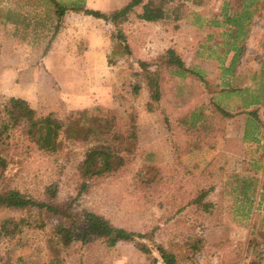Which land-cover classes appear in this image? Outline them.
Masks as SVG:
<instances>
[{"label":"rangeland","instance_id":"rangeland-1","mask_svg":"<svg viewBox=\"0 0 264 264\" xmlns=\"http://www.w3.org/2000/svg\"><path fill=\"white\" fill-rule=\"evenodd\" d=\"M129 1L83 0L88 9L106 13ZM227 1L172 0L188 14L176 22H145L137 17L141 9H136L119 27L130 48V55H123L113 38L114 28L102 20L67 12L56 28L49 0H0V106L17 96L40 117L53 113L63 121L84 110L110 111L117 124H126L129 135L115 143L127 164L115 174L87 181V190L81 192L80 166L94 142H70L61 135V148L46 153L16 132L11 142L19 148L3 154L8 167L0 191L12 188L45 200L46 188L57 185L58 203L81 194L80 210L128 231L153 233V242L181 253L184 264H264V169L255 162L260 156L264 162V154L258 151L251 166L236 162L234 117L218 114L216 135L208 139L213 147L180 155L187 139L178 120L210 93L193 75L173 78L165 71L158 77L161 100L154 102L148 76L157 77L158 71L153 66L146 72L139 63L153 62L174 49L187 66L203 71L217 92L226 83L234 85V80L222 77L228 67V57L220 49L224 27L208 25L221 19ZM247 42L249 55L241 72L248 78L243 84L259 90L264 85V0L255 5L244 51ZM50 51L52 61L46 64ZM135 86H140L137 92ZM227 104L232 109L233 98ZM149 179L155 182L147 184ZM252 179L257 182L249 195L242 193V185ZM203 192L208 194L197 204ZM13 215L0 211V220ZM47 228L28 229L12 240L0 237V264H48ZM60 258L63 264L160 262L157 252L147 255L127 243L108 248L97 240L74 243Z\"/></svg>","mask_w":264,"mask_h":264},{"label":"trees","instance_id":"trees-1","mask_svg":"<svg viewBox=\"0 0 264 264\" xmlns=\"http://www.w3.org/2000/svg\"><path fill=\"white\" fill-rule=\"evenodd\" d=\"M196 1V0H194ZM199 1V0H198ZM259 0H229L224 3L219 18L208 22L209 26L224 27L222 33V47L224 57L234 54L230 65L223 68L226 75H234L235 66L244 51V43L249 36L254 18L255 5ZM54 7V14L59 28L64 21L67 12L102 20L114 28L113 38L117 41V47L124 50L123 55H130L126 36L119 30L130 16L140 8L137 15L139 20L157 23L167 20L179 21L187 19L183 12V6L173 5L172 0H130L125 6L109 13L88 9L83 0H73L64 3L62 0H49ZM172 3V4H171ZM257 7V6H256ZM197 18V14H194ZM196 25V24H195ZM201 25H199L200 27ZM118 29V33H117ZM224 63V59L221 60ZM146 72L153 66L158 71L157 77L148 76L150 81V99L154 102L161 100L162 91L159 86V78L165 71L172 74L171 77L183 78L188 74L198 78L204 84L210 94L202 104L192 108L178 120V126L186 136L185 149L180 155L203 151L206 147H213L208 139L216 135V119L218 114L226 118L234 117V85L228 83L222 85L218 92L205 78L203 71H195L188 67L182 57L174 50L169 49L153 62H139ZM264 75V73H263ZM159 77V78H158ZM140 86H135L137 92ZM258 94H264V85L256 90ZM260 95H254L249 105H259ZM233 98V108L229 109L228 99ZM225 101V103H224ZM150 111L152 106L149 107ZM102 109L96 108L95 111ZM126 124H117L115 115L110 111L94 114L91 110L72 113L67 121H63L51 113L46 117H40L29 102L22 98L11 97L0 106V184L4 180V174L8 167V160L3 154L19 148L17 143L11 142L13 134L18 132L26 141L46 153H56L61 148L59 138L61 135L70 142L91 143L94 145L87 151L85 159L80 166L81 177L84 180L81 192L86 191L87 181L104 178L117 173L127 164V158L121 154L115 143L121 139H127L129 135L124 130ZM107 134H111L109 137ZM260 168H263L262 158L255 160ZM258 168V169H260ZM147 184L155 182L154 179L146 181ZM257 180H247L242 185V193L248 194L251 186L256 185ZM80 192V193H81ZM58 187L51 185L46 188L45 200H37L12 188L0 191V211H7L16 215L0 220V237L15 239L16 236L28 229L44 231L49 227L47 245L50 252L48 264H63L61 253L77 242L87 243L101 241L108 248H114L119 243L133 244L139 251L152 255L157 252L160 262L154 264H184V256L179 252L166 249L162 245L153 242V233H137L124 228L114 226L101 215L88 210H80L78 194L76 198L58 203ZM208 192L200 194L197 204H201ZM209 210V206H205ZM19 216V217H16ZM151 247H150V243Z\"/></svg>","mask_w":264,"mask_h":264},{"label":"crops","instance_id":"crops-1","mask_svg":"<svg viewBox=\"0 0 264 264\" xmlns=\"http://www.w3.org/2000/svg\"><path fill=\"white\" fill-rule=\"evenodd\" d=\"M51 55L52 52L50 51L48 55L45 56V60L43 58L46 64H49L50 61H52ZM246 55H249L248 42L246 43V49L243 56L235 66L234 75H226L223 73L222 77L234 80V146H239L238 149L234 151V160L236 162L242 161V163L246 161L248 166H251V161L257 159L256 153L258 151L260 152L259 154H264V151H261L262 149L264 150V94L260 95L256 90L248 88V85L243 84L244 79L248 78L244 71L241 72L245 67L242 66V62L247 63L248 56ZM35 56L36 59H39L38 55ZM233 57V53L228 56V66ZM17 60L18 59H16L15 62H17ZM37 61L38 60H36V63ZM16 73L17 72L14 73V77H17L18 74ZM254 95H260L262 97L260 99L261 103L259 105L251 106L249 104ZM260 158L262 157L260 156L258 159ZM262 164L264 169V162H262ZM256 165L254 162V166ZM257 168H260L259 165H257Z\"/></svg>","mask_w":264,"mask_h":264}]
</instances>
